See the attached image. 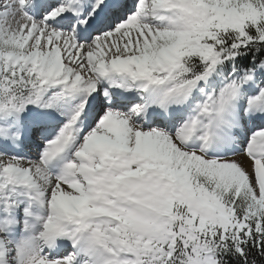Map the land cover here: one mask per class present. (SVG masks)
Masks as SVG:
<instances>
[{
  "label": "snow or ice",
  "instance_id": "1",
  "mask_svg": "<svg viewBox=\"0 0 264 264\" xmlns=\"http://www.w3.org/2000/svg\"><path fill=\"white\" fill-rule=\"evenodd\" d=\"M0 264H264V0H0Z\"/></svg>",
  "mask_w": 264,
  "mask_h": 264
}]
</instances>
